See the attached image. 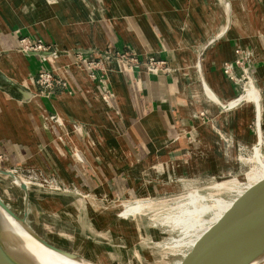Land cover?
<instances>
[{
    "label": "crops",
    "instance_id": "0c3cea01",
    "mask_svg": "<svg viewBox=\"0 0 264 264\" xmlns=\"http://www.w3.org/2000/svg\"><path fill=\"white\" fill-rule=\"evenodd\" d=\"M33 35L58 44L59 54L23 53V37ZM204 35L214 39L201 56L192 42ZM239 49L253 55L247 66L264 130V0H0V70L32 94L24 100L0 90V156L19 171L56 173L70 190L106 204L173 193L169 183L204 176L206 162L225 157L220 132L189 121L198 112L210 110L239 143L256 140L253 104L222 106L241 92L223 71ZM151 57L172 73L132 67ZM199 67L204 76L191 91L186 78ZM42 73L56 80L53 87L39 84ZM188 93L198 99L190 107ZM193 127L200 137L188 162L183 153ZM192 166L199 173L188 176ZM216 169L209 171L222 173ZM69 193L32 189L26 214L72 215L86 228L85 214L94 221L89 204ZM85 228L75 230L76 242L90 239Z\"/></svg>",
    "mask_w": 264,
    "mask_h": 264
},
{
    "label": "rangeland",
    "instance_id": "374dc122",
    "mask_svg": "<svg viewBox=\"0 0 264 264\" xmlns=\"http://www.w3.org/2000/svg\"><path fill=\"white\" fill-rule=\"evenodd\" d=\"M23 38H27L32 43H37L36 46L42 45L40 51H57V48L59 47L58 44L47 43L44 39L36 35L24 36ZM204 39H206L205 35L196 38L192 42L193 50L201 52V56H204V53L210 48V43L214 37H211L208 40ZM176 68L181 70L178 64ZM201 69L202 68L199 67V71L193 70L186 78L191 86V91H193L197 79L204 76V71ZM38 80L39 78H37V81ZM245 95L246 94L243 95V89L241 86V92H239V96L235 98V100H239ZM190 96L191 94L188 93L185 102L186 107L190 101L198 102V99H192ZM208 99H210L209 96ZM246 101H239L234 107L240 109L241 106L252 104L251 102L254 103L256 101L255 94L250 93L246 97ZM224 103L225 102H223V104ZM253 106L255 118L257 115V108L255 104H253ZM189 121L198 124L202 122L206 128L210 127L212 129V133L214 131L220 132L222 135L220 136L218 134V136L225 143V149H223L222 152L225 157L221 159L218 158L212 163L206 162L207 166H205L208 167V169L201 167L204 171H208L201 174L204 176L199 178L179 177V179H175L173 183H169L168 185H170V187L168 190L175 191L173 193L162 191V194H157L155 197L153 195H139V199L137 198L130 202L122 201L106 204L98 202L93 197H87L82 192L80 193L71 189L68 193L73 192L76 194L80 193L79 195L82 194L83 199L89 204V208H87L89 212L91 211L94 221L90 218L89 213L88 218H86L87 214L85 213H87V211H85V228V226L83 227L80 225L81 222H75L72 219V215L65 216L64 214L58 213L55 216H50L41 220L29 210L27 211V214H25V197L27 198L28 188L38 189L49 193L59 191H55L48 187L45 188L39 178H37L35 172L31 170L19 171L18 174H15L6 171V168L3 165H0V198L17 214L19 218H24L26 215L25 219L28 226L35 230L41 237L46 240L48 239L55 246L68 252H77L78 255H82L80 256V259L90 261L94 264H165L164 262H167L168 264H178L181 257L170 255L168 253L169 250L166 249L165 246L170 244L171 238L179 239L182 237L179 230L187 237H194V239L190 241V245L193 246L206 231L220 221L223 215L233 206L236 198L239 197L246 188L248 189L250 186L254 185V183H258L264 179V174H262V177L257 176L259 167H263L262 169L264 170V143L262 142L261 136L259 141L257 138L258 120L256 118L251 124H249V130L253 131L254 135H256V140L254 143L248 145L236 141L233 138V132L222 128L220 126V119H217L210 110L198 112V114ZM259 123L261 125V118ZM261 130L264 132L263 128ZM186 131V128L183 129V133ZM199 132L198 129L193 127V133L188 137V148L183 153L185 161L189 162L192 159V149L197 138L200 137ZM260 150H262L260 155L261 163H258L257 155ZM234 157L236 158V162L233 159ZM230 159L233 161L230 162ZM212 167H216L221 170L222 173L218 172L214 174L210 172L209 168ZM190 168L192 169L188 171V176H194L199 173L197 168H194L193 166ZM5 172L8 173L6 174ZM184 173H186V171L181 168L179 174L185 176ZM29 174L36 182L29 181V178L27 179ZM12 175L16 178L14 179L11 177ZM245 175L254 178V181L245 184L244 187L242 186L239 189V191L224 194L222 198L227 200L222 199L220 197L222 195H212V187ZM20 179L22 181H19ZM17 182H19L20 186ZM24 182L28 186L24 184ZM23 184L28 188H24ZM61 193L65 192L62 191ZM233 194L237 197L234 200H229L232 198ZM185 195L188 196L185 198ZM37 200L42 203V199ZM194 201L197 202L190 205L188 204L189 202ZM142 202H155L156 206L152 207L150 210H146L142 215H133L126 212L127 207L131 204ZM163 202L166 204H163ZM182 204H184V206ZM44 205L45 204L42 203V206L47 209ZM209 214H212L211 219H205ZM102 217H107V219L105 220ZM176 217L177 219L184 220L179 226L169 222L170 219L173 220L174 218L176 219ZM84 228L86 235H83V237L87 238L88 236L90 239L82 241L78 238L76 242V236L74 235L75 230L79 231ZM253 249L240 250L222 256H215L204 264H238Z\"/></svg>",
    "mask_w": 264,
    "mask_h": 264
},
{
    "label": "water",
    "instance_id": "95a60500",
    "mask_svg": "<svg viewBox=\"0 0 264 264\" xmlns=\"http://www.w3.org/2000/svg\"><path fill=\"white\" fill-rule=\"evenodd\" d=\"M23 53L38 58L52 57L59 54V52L27 51H23ZM0 90L16 93L24 100H29L32 97L29 91L7 77L1 70ZM11 177L14 179L16 178L14 175ZM30 190H32V188L28 189V191ZM52 193L67 194L61 192ZM69 194L81 197L78 194ZM223 196L224 195L220 197L222 198ZM236 197L237 196L233 194L232 198L229 200H234ZM26 200H28V198H26ZM0 208L13 220L23 224L31 237L48 251L71 260L80 259L78 255L55 246L37 234L28 226L25 219L26 215L24 218H19L1 199ZM211 217L212 214H209L205 219L210 220ZM0 229L2 230L1 222ZM179 232L182 234V237L179 239L171 238L170 244L165 246V248L169 250L168 253L170 255L181 257L178 264H204L215 256H222L240 250L264 246V179L258 183H254V185L250 186L248 189L246 188L244 192L236 198L233 206L223 215L220 221L206 231L193 246L190 245V241L194 239V237H187L180 230ZM9 255L10 253L0 237V264H16V261H13ZM164 263L168 264L167 262Z\"/></svg>",
    "mask_w": 264,
    "mask_h": 264
},
{
    "label": "bare ground",
    "instance_id": "6f19581e",
    "mask_svg": "<svg viewBox=\"0 0 264 264\" xmlns=\"http://www.w3.org/2000/svg\"><path fill=\"white\" fill-rule=\"evenodd\" d=\"M250 93H254L256 96V101L254 102V104L256 105V107L258 106V110H257V115L255 118L258 119L259 118L258 115L261 112L260 95L255 88H249L247 90V92L245 93L246 95L243 96L241 99H239V100L237 99V100H235L231 103H227V104L222 103V106L223 107H225V106H228V107L236 106L239 101H246V97ZM260 136L262 138V142L264 143V137H263V134L261 132V129L259 131L257 129L258 141H259ZM263 143H261V144H263ZM261 152H262V150L258 151V155H257L258 163H261V158H260ZM262 168L263 167H259V169H258L259 172H258L257 176H260V177L263 176L262 174H264V170ZM8 172L11 173V171H8ZM34 172H35L37 178H39V180L41 181L42 185L45 187H48V186H46L45 181H44L45 179L42 177L41 173L39 171H34ZM38 172L40 173V175ZM260 177H258V178H260ZM19 181H22V180L20 179ZM253 181H254V178L249 177L248 175H245V176H241V177H238V178L226 181V182H222V183L212 187V190H213L212 195L213 196H220V195L232 193L235 191H239V189L242 186L244 187L245 184L252 183ZM258 181H259V179H258ZM17 183L20 186L19 182H17ZM20 183H22V182H20ZM24 184H26V183L24 182ZM24 184H23V187L28 188L27 187L28 185L26 184L27 185L26 186ZM80 196L83 198L82 194ZM187 196L188 195H185V198ZM179 201H181V200H179ZM195 202H197V201L189 202L188 204L189 205L194 204ZM159 203H162V202H159ZM164 203L165 202H163V204ZM188 204H187V206H188ZM182 205L184 206V204H182ZM154 206H156L155 202H144V203L142 202V203H137V204H131L129 207H127L126 212H128L129 214H133V215H142L143 213L146 212V210H150ZM183 221L184 220H182V219H179V218L177 219V217H176V219L174 218L173 220H171V219L169 220V222H171L177 226H179L181 223H183ZM0 222L2 223V230L0 229V237L2 238L4 245L7 247L8 252L10 253L9 257H11V259L13 261H16L15 262L16 264H94L90 261L83 260V259L71 260V259H68L64 256L55 254L54 252L48 251L43 246H41L37 241H35L33 239V237H31L27 228L23 224L13 220L10 216H8L6 213H4L1 208H0ZM238 264H264V246L254 248Z\"/></svg>",
    "mask_w": 264,
    "mask_h": 264
},
{
    "label": "built area",
    "instance_id": "2783aa9c",
    "mask_svg": "<svg viewBox=\"0 0 264 264\" xmlns=\"http://www.w3.org/2000/svg\"><path fill=\"white\" fill-rule=\"evenodd\" d=\"M37 43H32L30 40L27 38L22 39V51H27V52H48V51H40L42 49V45L36 46ZM36 46V47H35ZM56 52V51H53ZM238 54V59L234 63H225L223 67L224 74L228 77V79L232 82H234L236 85H241L243 89V95L247 92L249 88H255V83L253 81V76L251 75L250 69L248 63L251 61L253 58V55L249 51H244L242 49H239L237 51ZM133 68H138V69H144L147 73L154 74V75H159V74H170L172 73L173 69L163 61H157L154 57H151L148 59L147 62H144L142 65H139L137 63H133L132 65ZM242 69V73L240 75H237L235 72V69ZM56 80L48 74V73H42L39 76V84L49 88L53 87L55 85ZM257 90V89H256ZM254 104L253 102H251ZM261 106V104H260ZM258 110V106L256 107ZM262 109V107H261ZM262 112V110H261ZM261 112H260V117L257 119V129L258 131L261 128L260 125V118H261ZM262 134L264 132L261 130ZM221 136L222 134L219 133ZM264 137V135H263ZM0 165H3L6 168V171H11L15 174H18L19 170L10 168L9 163L7 159L3 156H0ZM39 172L41 173L42 177L45 179V184L48 186V188L54 189L55 191L58 190L59 192H65L68 193L70 188L65 186L64 180L59 177L56 173H50L46 172L44 169L38 168ZM21 171H28L26 168H24ZM29 173V172H28ZM29 178V179H28ZM29 181L36 182L34 181L31 177L30 174L27 177ZM43 187V186H42ZM59 187V188H58ZM46 188V187H45ZM75 188V187H74Z\"/></svg>",
    "mask_w": 264,
    "mask_h": 264
}]
</instances>
